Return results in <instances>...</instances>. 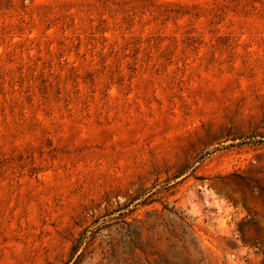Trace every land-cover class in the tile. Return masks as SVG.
<instances>
[{
  "label": "rangeland",
  "instance_id": "obj_1",
  "mask_svg": "<svg viewBox=\"0 0 264 264\" xmlns=\"http://www.w3.org/2000/svg\"><path fill=\"white\" fill-rule=\"evenodd\" d=\"M0 264H264V0H0Z\"/></svg>",
  "mask_w": 264,
  "mask_h": 264
},
{
  "label": "trees",
  "instance_id": "obj_2",
  "mask_svg": "<svg viewBox=\"0 0 264 264\" xmlns=\"http://www.w3.org/2000/svg\"><path fill=\"white\" fill-rule=\"evenodd\" d=\"M258 242H256V243H253L251 246H258Z\"/></svg>",
  "mask_w": 264,
  "mask_h": 264
}]
</instances>
